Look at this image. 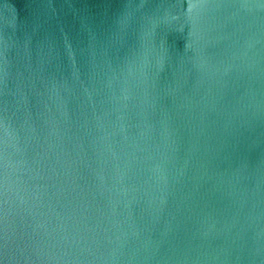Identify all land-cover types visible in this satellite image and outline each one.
I'll return each mask as SVG.
<instances>
[{
  "label": "water",
  "instance_id": "95a60500",
  "mask_svg": "<svg viewBox=\"0 0 264 264\" xmlns=\"http://www.w3.org/2000/svg\"><path fill=\"white\" fill-rule=\"evenodd\" d=\"M0 264H264V0H0Z\"/></svg>",
  "mask_w": 264,
  "mask_h": 264
}]
</instances>
